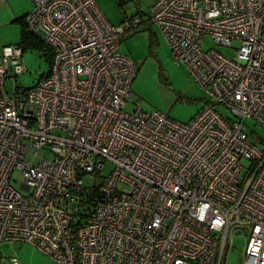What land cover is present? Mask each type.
I'll return each instance as SVG.
<instances>
[{"label": "built area", "instance_id": "obj_1", "mask_svg": "<svg viewBox=\"0 0 264 264\" xmlns=\"http://www.w3.org/2000/svg\"><path fill=\"white\" fill-rule=\"evenodd\" d=\"M28 1L23 25L53 57L33 88L8 95L9 72L25 68L19 47L1 52L0 245L27 243L55 264H223L246 229L243 264H264V143L245 124L264 130V0L153 4L174 63L213 102L185 124L139 102L125 111L136 71L119 45L140 17L111 25L95 0ZM205 36L237 42L236 56L203 50Z\"/></svg>", "mask_w": 264, "mask_h": 264}, {"label": "rangeland", "instance_id": "obj_2", "mask_svg": "<svg viewBox=\"0 0 264 264\" xmlns=\"http://www.w3.org/2000/svg\"><path fill=\"white\" fill-rule=\"evenodd\" d=\"M102 15L111 25L120 24L131 15H136L144 21H149L151 8L156 0H95ZM28 6L30 3L23 0ZM30 10H31V5ZM127 14V15H126ZM125 16V17H124ZM19 26L11 23L7 11L0 9V57L4 47H19ZM203 50L215 49L225 57L233 59L239 44L232 43V48L216 46L210 36L203 38ZM22 48V47H21ZM20 48V49H21ZM22 57L18 61L24 65V71L15 75L14 71L8 74L4 81V90L8 95L13 88L31 89L40 80L42 75L49 71L47 58L37 49L23 47ZM120 54L128 57L134 64L136 76L131 85V99L127 101L125 111L132 113L139 102L143 112H159L170 120L179 124H185L191 120L206 104L212 105L206 92L196 83L190 73L182 65H176L171 52L158 30L150 21L141 26L136 33H129L122 37L119 45ZM214 109L225 120H233L232 115L222 106ZM246 131L250 135H257L264 143V130L256 128L252 120H246ZM57 134V133H55ZM51 161V157L46 155ZM243 167L247 166L242 161ZM114 169L110 162H105L100 173L106 178ZM102 180L97 179L96 182ZM83 182L89 185L92 179L89 175L83 178ZM22 183L21 173L15 170L11 175V185L20 190ZM122 185H118L121 190ZM247 230H238L233 243L226 251V261L223 264H243V251ZM15 259L18 264H55L47 256L36 250L33 246L21 242H9L0 245V264ZM5 259L6 262H2Z\"/></svg>", "mask_w": 264, "mask_h": 264}, {"label": "trees", "instance_id": "obj_3", "mask_svg": "<svg viewBox=\"0 0 264 264\" xmlns=\"http://www.w3.org/2000/svg\"><path fill=\"white\" fill-rule=\"evenodd\" d=\"M21 24L22 26L20 29L19 48L26 47V48L37 49L41 51V53L47 58L49 66H51L52 57H53L51 49L48 46H46L40 39L32 36L29 32H27V30L25 29L23 25V19L21 21ZM45 76H47V73L42 75L40 79L44 78Z\"/></svg>", "mask_w": 264, "mask_h": 264}, {"label": "crops", "instance_id": "obj_4", "mask_svg": "<svg viewBox=\"0 0 264 264\" xmlns=\"http://www.w3.org/2000/svg\"><path fill=\"white\" fill-rule=\"evenodd\" d=\"M23 4H25L23 2V0H9L8 2H6L0 6V9H4L7 11V15H8L9 19L11 20V23L18 25L19 29H21V26H22L21 21L24 18V16L30 11L29 5H31V4H29L28 6L21 7ZM131 16H133V15H131ZM121 21H122V19L119 21V23H121ZM148 22L149 21H147V20L144 21L142 19V25L145 23H148Z\"/></svg>", "mask_w": 264, "mask_h": 264}]
</instances>
